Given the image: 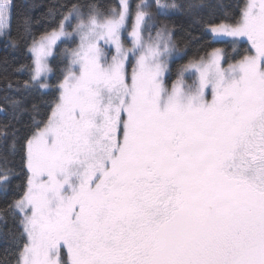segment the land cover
I'll return each instance as SVG.
<instances>
[{
  "label": "snow or ice",
  "instance_id": "6c2138e0",
  "mask_svg": "<svg viewBox=\"0 0 264 264\" xmlns=\"http://www.w3.org/2000/svg\"><path fill=\"white\" fill-rule=\"evenodd\" d=\"M14 7L0 0V41L30 60L20 99H5L13 119L33 91L48 99L22 144L11 133L26 175L0 210L19 226L0 264H264V0L52 5L54 26L33 31L26 16L13 36ZM205 10L220 16L205 32L231 54L173 68L165 21Z\"/></svg>",
  "mask_w": 264,
  "mask_h": 264
},
{
  "label": "trees",
  "instance_id": "16d2710c",
  "mask_svg": "<svg viewBox=\"0 0 264 264\" xmlns=\"http://www.w3.org/2000/svg\"><path fill=\"white\" fill-rule=\"evenodd\" d=\"M94 2L108 8L116 3V0H13L15 7L12 10V35L15 36L17 31L21 29L25 17H31L34 21L39 20V24H33V31H43L48 25L54 26V22L44 17L48 7L56 5L60 10L61 6L70 5L71 3H89ZM134 5L137 0H130ZM151 2V0H149ZM193 4L213 3L219 2L225 5L235 4L236 0H185ZM220 18L218 13H213L210 10L193 11L189 13L184 11L166 20L173 28V39L176 41L182 55L175 60L173 68L176 65L185 63L189 59L197 55H203L204 52L210 51L212 48L221 46L229 54L231 46L228 42L212 41L210 35L205 32V24L209 20L218 21ZM247 47V45H243ZM30 60L29 54L25 50L13 49L0 41V108L4 111L0 112V130L4 125H8L9 140L8 147V161L16 175L12 179L11 187L7 195L0 194V210L7 207V204L13 199L17 186H22L25 182V170L22 161V151L12 152L10 145L12 143L13 131L17 132V143H23V136L27 127L32 123V118L40 119L41 115L46 111L45 101L48 97L42 94L39 90L33 91L30 95L24 98V108L26 111H21L16 114L13 119V112L8 104L6 97L20 99V95L15 91L17 82H22L28 78L26 72H18L17 68ZM174 78V77H173ZM54 83V79L49 81ZM9 83L12 88L8 87ZM32 104L37 105V110L31 109ZM6 151L5 143L0 140V156H3ZM7 223L0 221V259H5L13 250L11 247V235L18 234V222H14L11 215L6 217Z\"/></svg>",
  "mask_w": 264,
  "mask_h": 264
},
{
  "label": "rangeland",
  "instance_id": "374dc122",
  "mask_svg": "<svg viewBox=\"0 0 264 264\" xmlns=\"http://www.w3.org/2000/svg\"><path fill=\"white\" fill-rule=\"evenodd\" d=\"M219 42H227V41H219ZM230 45V44H229ZM231 46V45H230ZM215 48H217V47H215ZM218 48H222V49H224L223 47H221V46H218ZM230 54H231V52H230ZM178 58L182 55V52L180 51L178 54Z\"/></svg>",
  "mask_w": 264,
  "mask_h": 264
}]
</instances>
